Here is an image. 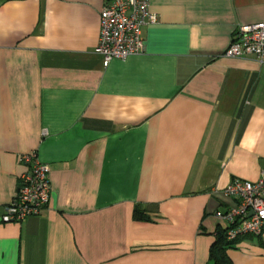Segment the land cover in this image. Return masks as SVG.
Instances as JSON below:
<instances>
[{
  "label": "crops",
  "instance_id": "1",
  "mask_svg": "<svg viewBox=\"0 0 264 264\" xmlns=\"http://www.w3.org/2000/svg\"><path fill=\"white\" fill-rule=\"evenodd\" d=\"M105 1L0 0V264H212L223 189L264 170V62L224 54L264 0H150L143 51L108 62ZM29 151L48 204L4 222ZM226 253L264 264V229Z\"/></svg>",
  "mask_w": 264,
  "mask_h": 264
},
{
  "label": "built area",
  "instance_id": "2",
  "mask_svg": "<svg viewBox=\"0 0 264 264\" xmlns=\"http://www.w3.org/2000/svg\"><path fill=\"white\" fill-rule=\"evenodd\" d=\"M156 20L150 0H106L99 10L95 51L102 55L104 62L141 53L142 26ZM224 54L253 56L264 62V21L238 24ZM19 159L29 166L20 175L15 196L4 206V222H20L39 215L50 198L49 165L41 161L35 151L21 153ZM223 194L231 201L214 215L220 226L226 228L227 240L260 235L264 229V170L256 180L234 177Z\"/></svg>",
  "mask_w": 264,
  "mask_h": 264
},
{
  "label": "trees",
  "instance_id": "3",
  "mask_svg": "<svg viewBox=\"0 0 264 264\" xmlns=\"http://www.w3.org/2000/svg\"><path fill=\"white\" fill-rule=\"evenodd\" d=\"M139 208H135L134 217L135 218H144L142 214L140 215ZM243 237L236 238L233 240H227L226 238V228L217 226L214 232V240L209 248V261L212 264H232L231 259L228 257L226 251L229 248L235 246Z\"/></svg>",
  "mask_w": 264,
  "mask_h": 264
},
{
  "label": "water",
  "instance_id": "4",
  "mask_svg": "<svg viewBox=\"0 0 264 264\" xmlns=\"http://www.w3.org/2000/svg\"><path fill=\"white\" fill-rule=\"evenodd\" d=\"M251 213H252V211L249 212V214H251Z\"/></svg>",
  "mask_w": 264,
  "mask_h": 264
}]
</instances>
